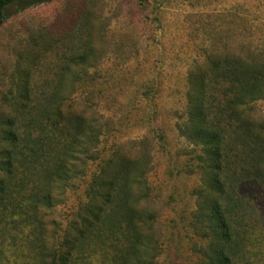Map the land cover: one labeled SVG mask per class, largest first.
<instances>
[{
	"label": "rangeland",
	"instance_id": "obj_1",
	"mask_svg": "<svg viewBox=\"0 0 264 264\" xmlns=\"http://www.w3.org/2000/svg\"><path fill=\"white\" fill-rule=\"evenodd\" d=\"M6 16L0 28V111L28 79L41 93L49 90L43 87L47 79L64 77L59 88L71 95L64 110L83 114L100 129L101 160L114 152L126 158L149 153L150 199L141 205L156 217L152 232L160 246L154 264H202L195 214L212 174L202 147L182 131L190 81L218 58L264 62V0H53L26 9L12 5ZM245 112L264 128V100ZM99 162L73 182L62 204L40 210L36 234L25 224L9 230L0 225L6 229H0V264L50 260L86 201ZM246 192L258 195L264 214V194ZM251 244L252 262L264 264L263 235L255 233Z\"/></svg>",
	"mask_w": 264,
	"mask_h": 264
},
{
	"label": "trees",
	"instance_id": "obj_2",
	"mask_svg": "<svg viewBox=\"0 0 264 264\" xmlns=\"http://www.w3.org/2000/svg\"><path fill=\"white\" fill-rule=\"evenodd\" d=\"M51 1L0 0V28L12 5L26 9ZM63 79H47L43 87L49 90L41 93L28 79L5 99L0 111V225L9 230L25 224L36 234L40 210L62 204L73 182L100 160L86 201L43 264H154L160 246L152 232L156 217L141 205L150 199L149 153L126 158L114 152L101 160V131L83 114L64 110L71 95L59 88ZM190 83L182 131L202 147V160L212 174L211 188L199 193L195 214L202 264H255L251 242L257 232L264 237V214L258 195L246 189L264 194V128L245 108L264 100V62L218 58ZM36 241L44 253L40 238Z\"/></svg>",
	"mask_w": 264,
	"mask_h": 264
}]
</instances>
